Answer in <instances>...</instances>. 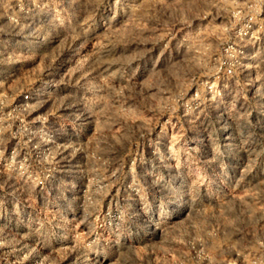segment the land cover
<instances>
[{
  "label": "rangeland",
  "instance_id": "374dc122",
  "mask_svg": "<svg viewBox=\"0 0 264 264\" xmlns=\"http://www.w3.org/2000/svg\"><path fill=\"white\" fill-rule=\"evenodd\" d=\"M0 264H264V0H0Z\"/></svg>",
  "mask_w": 264,
  "mask_h": 264
},
{
  "label": "built area",
  "instance_id": "2783aa9c",
  "mask_svg": "<svg viewBox=\"0 0 264 264\" xmlns=\"http://www.w3.org/2000/svg\"><path fill=\"white\" fill-rule=\"evenodd\" d=\"M21 100H22L23 103L26 104L27 102H29L31 100V94H24V95H22Z\"/></svg>",
  "mask_w": 264,
  "mask_h": 264
}]
</instances>
